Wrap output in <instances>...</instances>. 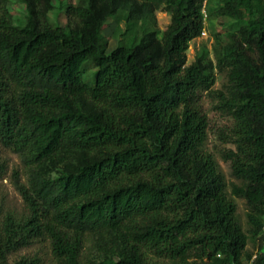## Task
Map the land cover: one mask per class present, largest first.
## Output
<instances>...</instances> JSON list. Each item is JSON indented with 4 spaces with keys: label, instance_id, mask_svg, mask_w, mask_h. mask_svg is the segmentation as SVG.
Wrapping results in <instances>:
<instances>
[{
    "label": "trees",
    "instance_id": "1",
    "mask_svg": "<svg viewBox=\"0 0 264 264\" xmlns=\"http://www.w3.org/2000/svg\"><path fill=\"white\" fill-rule=\"evenodd\" d=\"M23 1L16 25L0 0V142L28 172L16 185L29 213L0 221V264L39 239L57 264H83L87 240L102 256L90 264H264V0H216L219 17L246 22L214 35L215 62L189 65L209 0H79L66 27L51 21L53 0ZM123 10L127 34L108 52L106 22ZM158 10L171 15L162 36ZM216 68L228 74L237 135L226 159L243 182L232 194L247 201L256 253L204 150L199 103Z\"/></svg>",
    "mask_w": 264,
    "mask_h": 264
},
{
    "label": "rangeland",
    "instance_id": "2",
    "mask_svg": "<svg viewBox=\"0 0 264 264\" xmlns=\"http://www.w3.org/2000/svg\"><path fill=\"white\" fill-rule=\"evenodd\" d=\"M78 2L79 0H53L54 8L49 14L52 23L57 26L66 27L68 25L66 14L67 6L69 4H77ZM217 4L218 2L216 0H209L204 5L205 29L203 31L206 34H201L190 42L187 51L188 65L194 62L196 57L200 55L211 58L215 62L214 35L223 33L231 37L238 33L241 26L246 22L228 16L223 18L219 17L217 14ZM5 7L11 14L14 24L21 25L26 22L28 12L23 0H5ZM126 16L127 11L123 10L109 18L106 22L104 32L110 38L108 52L114 50L120 40L126 36ZM156 19L157 24L155 28L159 36H162L171 23V15L164 10H158L156 12ZM141 24L139 22L137 27ZM215 78L216 82L212 88L213 91L210 93L204 92L199 103L208 118L207 139L204 150L215 158L218 169L225 178L227 191L230 197L237 203V218L243 230L250 237L247 253H256L259 248V243L258 239L251 237L249 233V207L247 201L245 198L232 194L233 187L235 185L242 186L243 182L233 174L232 161L226 159L230 152L237 150L235 121L228 109L224 106L229 97L227 71H221L216 68ZM0 162L5 163L7 167L4 175L0 177V221L8 213H13L17 218L21 219L27 216L29 211L23 196L17 188L16 180L18 179L23 185H28V172L23 165L21 156L10 148L5 147L1 142ZM15 174H18V178ZM23 258L36 259L37 264H57L53 256L51 243L48 239L35 240L29 246L11 253L9 255V264H14ZM101 258L102 256L96 251L92 241L87 240L81 257L82 263L90 264L91 262H98ZM151 261L153 264H171L168 261L164 262L153 257ZM243 262L246 264L247 260L244 258Z\"/></svg>",
    "mask_w": 264,
    "mask_h": 264
},
{
    "label": "built area",
    "instance_id": "3",
    "mask_svg": "<svg viewBox=\"0 0 264 264\" xmlns=\"http://www.w3.org/2000/svg\"><path fill=\"white\" fill-rule=\"evenodd\" d=\"M202 34H206V32H204V31H203V33H202ZM263 229H264V226H263Z\"/></svg>",
    "mask_w": 264,
    "mask_h": 264
}]
</instances>
